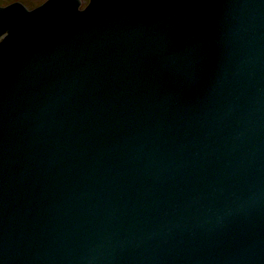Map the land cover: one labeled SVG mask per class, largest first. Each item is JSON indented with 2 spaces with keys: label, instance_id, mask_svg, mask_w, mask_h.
Segmentation results:
<instances>
[{
  "label": "water",
  "instance_id": "water-1",
  "mask_svg": "<svg viewBox=\"0 0 264 264\" xmlns=\"http://www.w3.org/2000/svg\"><path fill=\"white\" fill-rule=\"evenodd\" d=\"M0 7V264H264V0Z\"/></svg>",
  "mask_w": 264,
  "mask_h": 264
},
{
  "label": "rangeland",
  "instance_id": "rangeland-1",
  "mask_svg": "<svg viewBox=\"0 0 264 264\" xmlns=\"http://www.w3.org/2000/svg\"><path fill=\"white\" fill-rule=\"evenodd\" d=\"M45 1L46 0H0V7L7 6L14 2H19L23 4L28 10H32L33 8L40 6ZM80 1H81V4L79 7V10H84L89 0H80Z\"/></svg>",
  "mask_w": 264,
  "mask_h": 264
}]
</instances>
